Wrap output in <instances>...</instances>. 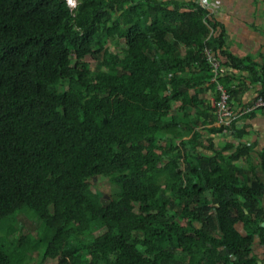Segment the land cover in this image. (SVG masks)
<instances>
[{"label":"trees","instance_id":"16d2710c","mask_svg":"<svg viewBox=\"0 0 264 264\" xmlns=\"http://www.w3.org/2000/svg\"><path fill=\"white\" fill-rule=\"evenodd\" d=\"M211 27L193 0H0V264L40 247L48 264H261L264 149L219 142L202 53L263 97L264 62ZM220 84L241 106L233 72ZM25 209L43 235L10 244L5 222Z\"/></svg>","mask_w":264,"mask_h":264},{"label":"crops","instance_id":"0c3cea01","mask_svg":"<svg viewBox=\"0 0 264 264\" xmlns=\"http://www.w3.org/2000/svg\"><path fill=\"white\" fill-rule=\"evenodd\" d=\"M185 2L190 0H176ZM211 16L218 23L219 31L211 27L210 35L221 33L225 50L237 58H251L255 63L264 62V0H209ZM233 77L239 81V97L242 105L252 104L258 96L260 83H252L249 73L245 70L233 71ZM238 83L237 81H235ZM234 105H238L237 102ZM234 131L223 134L220 141L236 142V136L246 145H252L251 155L256 157L264 149V110H259L251 116L239 118ZM257 166L258 162H255ZM256 175L264 186V169L258 167ZM264 208V191L260 197ZM240 224L242 229V224ZM253 254L259 262L264 263V244L256 239Z\"/></svg>","mask_w":264,"mask_h":264},{"label":"clouds","instance_id":"9594fccd","mask_svg":"<svg viewBox=\"0 0 264 264\" xmlns=\"http://www.w3.org/2000/svg\"><path fill=\"white\" fill-rule=\"evenodd\" d=\"M68 1V3H69V5L71 6V7H75L76 6V4H77V0H67ZM193 1H195L197 4H199V5H201L202 7H204V8H207L209 11H210V9H209V7H210V3H209V0H205L203 3L200 1V0H193ZM210 14H211V12H210ZM211 16H213L212 14H211ZM211 35L209 34V37H210ZM207 52H209L213 57H215L216 59H218L219 60V62H220V68H219V70H216V71H214V69H213V67H212V65H211V62L209 61V59H208V55H207ZM202 55H203V58L205 59V61L209 64V66H210V69H211V74H212V78H211V81H210V85H212V83H215L216 84V86H215V88H211L210 86H209V91H208V94H207V99H208V102L210 103V105L212 106V108H214L215 109V114H216V122L214 123L215 125H217V126H223V127H225V128H228L227 130H226V132L224 133L223 132V134L225 135V134H228L231 130L232 131H234V129H235V123H236V121L239 119V118H243V117H247V116H251L252 114H254V113H256L257 111H259V110H264V108H258V109H256V110H253V111H248L247 109L248 108H250L260 97H262V98H264L263 96H257L256 97V99H255V101L252 103V104H248V105H241V106H237V105H234V101H230V95H229V93L226 91V89H224L223 87H222V85L220 84V77H222V76H224L225 74H227L228 72L231 74V72H233V71H235V70H232L230 67L228 68V67H226L223 63H224V61L223 60H221V56L220 55H218L217 53H215L212 49H211V47L210 46H206V47H204V50H203V53H202ZM220 69H222V71H220ZM234 73V72H233ZM209 85V84H208ZM221 93H225V94H227V96H228V98H227V107H228V109L229 110H231L232 112H233V114L235 115L234 116V119H232V120H230V122L229 123H227V124H223V123H221L220 121H219V114H218V107H217V103L219 102V100L221 99ZM233 103V104H232ZM245 110H247V111H245ZM241 111H245V112H247V113H245V114H240V112ZM222 134V135H223ZM222 135H220L219 136V142L220 143H223L224 141H220V139L222 138ZM241 140V139H240ZM232 141H234V140H231L230 142L231 143H234V142H232ZM236 142H237V140H236ZM235 142V143H236ZM235 143H234V145H235ZM95 179H97V178H95ZM161 179V178H160ZM172 180V179H171ZM91 186V185H90ZM114 186V185H113ZM116 188V187H115ZM92 190V189H91ZM93 191V190H92ZM93 192H95V191H93ZM97 192H99V191H97ZM105 196V198H107L108 197V195H104ZM37 220V219H36ZM38 221V220H37ZM39 222V221H38ZM6 224H8L11 228L13 227L11 224H9V223H7V222H5ZM40 223V222H39ZM238 223H241V222H238ZM242 224V223H241ZM263 225H264V222H263ZM42 228V227H41ZM236 228L238 229V227H237V224H236ZM239 230V229H238ZM241 233H243V234H245V229H243V225H242V229H240L239 230ZM38 232V234H36V233H33L32 232V234L33 235H35V236H37V237H39V235L41 234V236L43 235V231H42V229L41 230H38L37 231ZM12 233V232H11ZM10 233V234H11ZM9 234V235H10ZM21 234V233H20ZM19 234V235H20ZM22 235V234H21ZM17 238V237H16ZM15 238V239H16ZM256 239H258V238H256ZM256 239H255V242H256ZM255 242H254V244H253V247H252V255H254L253 254V250H254V245H255ZM39 250V249H38ZM41 261H42V259H41ZM262 264H264V263H262Z\"/></svg>","mask_w":264,"mask_h":264},{"label":"rangeland","instance_id":"374dc122","mask_svg":"<svg viewBox=\"0 0 264 264\" xmlns=\"http://www.w3.org/2000/svg\"><path fill=\"white\" fill-rule=\"evenodd\" d=\"M174 174H169V176L167 177H161V182L164 183L166 182V180H171L173 179ZM91 189L93 191H99L100 193H102L103 195H108L107 198H110V194H114L116 188L115 186H113L112 183H110V181L108 180V178L105 177H98L97 179L91 181ZM22 211V210H21ZM20 211V212H21ZM25 211L28 212L29 217H27L25 220V216L27 215V212H21L17 215L16 221L17 223L12 227V233L8 236V241L10 244H15V238L19 236V234L21 233L22 235H24L26 237V241L25 243L28 241L29 238H31L32 236L34 237V235L32 234L37 232L38 230H41V225L38 222V218L37 216L31 212L29 209H25ZM38 221H37V220ZM10 220H14V218H11ZM238 228H241L240 224L237 225ZM2 232L0 231V234ZM41 234L39 235L40 238ZM6 238V237H5ZM34 242H38L35 241V239H31V244ZM37 247H40V245H36ZM44 247H40V252L42 253ZM39 250L37 251H33L31 252L27 259H25L26 264H48L47 262H41V257L39 255Z\"/></svg>","mask_w":264,"mask_h":264},{"label":"built area","instance_id":"2783aa9c","mask_svg":"<svg viewBox=\"0 0 264 264\" xmlns=\"http://www.w3.org/2000/svg\"><path fill=\"white\" fill-rule=\"evenodd\" d=\"M202 3L205 0H200ZM208 55V59L211 62V65L214 69V71L219 70L220 68V62L218 59H216L215 57H213L209 52H207ZM220 71H222V69H220ZM221 99L219 100V102L217 103V107H218V114H219V121L221 123H229L230 120L234 119V114L231 110L228 109L227 107V94L225 93H221ZM258 108H264V98L260 97L250 108H248V111H253L256 110ZM245 110V111H247ZM245 111H241L240 114H245L247 112Z\"/></svg>","mask_w":264,"mask_h":264}]
</instances>
